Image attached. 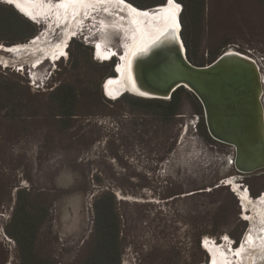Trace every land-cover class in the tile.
Listing matches in <instances>:
<instances>
[{
    "label": "rangeland",
    "instance_id": "rangeland-1",
    "mask_svg": "<svg viewBox=\"0 0 264 264\" xmlns=\"http://www.w3.org/2000/svg\"><path fill=\"white\" fill-rule=\"evenodd\" d=\"M174 1L187 59L206 66L229 49L249 57L261 74L264 109V0H182L187 9ZM113 13L123 14H82L57 61L35 65L38 55L31 51L0 49V264H18L5 230L19 189L48 207L37 252L55 264H78L90 253L93 202L102 194L114 197L121 220L120 264H210L205 241L231 256L228 264H238L232 250L248 233L253 241H246L241 264H264L257 207L264 209V201L256 203L264 200V170L236 172L233 148L209 136L200 102L186 92L177 114L165 117L162 108L123 98L129 94L106 97L105 81L117 76L123 53L122 33L101 29L100 20L111 21ZM36 21H29L35 38L0 45L29 44L44 35V46L55 45L69 25ZM100 41L116 57L98 59ZM61 86L75 96L70 119L59 116L64 110L52 95ZM233 185L248 192L250 202L244 205Z\"/></svg>",
    "mask_w": 264,
    "mask_h": 264
},
{
    "label": "bare ground",
    "instance_id": "bare-ground-1",
    "mask_svg": "<svg viewBox=\"0 0 264 264\" xmlns=\"http://www.w3.org/2000/svg\"><path fill=\"white\" fill-rule=\"evenodd\" d=\"M6 1L8 2L7 4L10 3L9 5L11 7H16L21 14L25 15L27 18L24 16L23 17L27 20L36 21L39 18L47 17L50 18L51 22L55 24H69L68 27L65 28L64 38L61 42L55 45L44 46L46 35L37 36V38L29 44H18L15 46L12 45L10 47H3L0 45V49L5 50L6 52H14L18 55L31 51V53L36 56L38 55L39 57L40 52L43 53L42 57H37L36 60H34L35 65L46 58H50L51 61H57L66 55L65 48L66 42L69 40L70 30H72L71 28L73 25L80 21L82 14L83 16H87L93 12H98L99 10H103L104 12L110 14H112L114 9H116V11H121L123 13L122 15H116L113 13V19L111 21L103 19L100 20L101 29L103 31L115 28L122 33L121 45L123 48V53L119 55L120 62L116 66L117 76L109 77L105 81L106 83L103 89L106 97L119 98L120 94L123 92L124 94H132V96L134 95L138 98H150L155 96L162 98L166 97V94L151 90L146 86V76L147 74H151L157 66L167 62V58L165 56L168 55L163 56L160 47L157 46H162L166 53H173L174 57L182 56L183 54V49L185 47L184 43L183 46L181 45L180 40H182V38L181 34L178 32L179 28H181L179 22L180 6L177 9L176 5L178 4H176L174 0L172 4H169L168 2L167 6L164 4L162 6H157L153 10L138 9L124 0H122V2H120V0H82V2L61 0L59 3H55L53 0ZM4 3L6 4V2ZM118 19H120L122 22L120 23ZM97 45H99V48ZM225 52L238 55L239 57H242L253 64L255 63L249 57L234 50L229 49ZM95 55L98 59L108 60L117 55V53L113 49H105L104 42L100 41L96 44ZM255 65L256 63L254 66ZM141 93H143V95H141ZM262 113L263 112H260L259 121L254 126V134L257 135L258 138H260L261 135V122L264 121ZM262 140H264V138ZM233 181L234 180L229 179L227 180V183L234 184ZM233 189L236 191L238 196L243 199L241 202H243L244 205L246 201L250 202L248 192L239 191L240 189H238L235 185H233ZM263 201L264 200L262 196L256 203L259 204ZM257 207L259 210L258 212L260 219L264 221V209L259 205ZM246 241L247 245H249V243L253 241V237L249 236ZM204 247L209 252L211 258L210 264L231 263L232 257L230 256L228 259L226 257V253L222 251L216 244L205 241ZM244 250L245 245L243 244L237 250H232L236 255L235 260L238 264H241L242 262L243 252H245Z\"/></svg>",
    "mask_w": 264,
    "mask_h": 264
},
{
    "label": "water",
    "instance_id": "water-1",
    "mask_svg": "<svg viewBox=\"0 0 264 264\" xmlns=\"http://www.w3.org/2000/svg\"><path fill=\"white\" fill-rule=\"evenodd\" d=\"M167 3L168 0H165L163 4L167 6ZM13 9L26 17L16 7ZM180 42L183 46L182 40ZM157 47H160L163 56L168 55L165 56L167 62L147 74L146 86L166 94V97L142 99L167 101L173 92L183 88L200 102L209 136L213 140L217 139L216 142L233 148L236 172L240 175H252L264 170V121L261 122L260 138L254 134L260 112H263L264 117L261 103L262 81L257 64L254 66L255 63L238 55L224 52L212 63L196 66L187 59L185 48L182 56L174 57L173 53H166L162 46ZM119 62L118 58L117 64ZM114 72L117 74L116 68ZM123 95L124 92L119 98Z\"/></svg>",
    "mask_w": 264,
    "mask_h": 264
},
{
    "label": "trees",
    "instance_id": "trees-1",
    "mask_svg": "<svg viewBox=\"0 0 264 264\" xmlns=\"http://www.w3.org/2000/svg\"><path fill=\"white\" fill-rule=\"evenodd\" d=\"M126 1L138 9L146 10L163 4L165 0ZM188 1L192 2L193 0ZM178 2L183 3L184 8L187 9V4L182 0H178ZM35 33L36 27L18 14L13 7L0 5V43L25 42L34 37ZM181 38L186 44L182 32ZM78 47L82 48V45L79 44ZM188 59L191 61L189 57ZM71 89L68 86H61L52 92V95L58 96L59 107L64 110L59 114L61 118L70 119L73 116L71 108L75 96L70 92ZM186 92L183 88H179L173 92L168 101L141 99L131 95H125L123 98L131 103L162 108L164 110L162 114L165 117H173L179 110L181 95ZM115 203L112 195L102 194L95 198L93 202L92 248L90 253L78 264H120L122 255V238L120 235L122 231L120 217L114 208ZM48 216L46 205L35 202L25 190H17L12 217L5 232L15 242L18 264H55L37 252L38 233L44 223L47 222Z\"/></svg>",
    "mask_w": 264,
    "mask_h": 264
},
{
    "label": "snow or ice",
    "instance_id": "snow-or-ice-1",
    "mask_svg": "<svg viewBox=\"0 0 264 264\" xmlns=\"http://www.w3.org/2000/svg\"><path fill=\"white\" fill-rule=\"evenodd\" d=\"M9 2H11V0H9ZM70 2H82V0H70ZM120 2H122V0H120ZM169 4L173 3V0H168ZM176 8L178 9L179 6L176 5ZM97 47L99 48V45H97ZM141 95H143V93H141Z\"/></svg>",
    "mask_w": 264,
    "mask_h": 264
},
{
    "label": "flooded vegetation",
    "instance_id": "flooded-vegetation-1",
    "mask_svg": "<svg viewBox=\"0 0 264 264\" xmlns=\"http://www.w3.org/2000/svg\"><path fill=\"white\" fill-rule=\"evenodd\" d=\"M40 19V18H39ZM38 21H43V20H38ZM44 22V21H43ZM112 59V58H111ZM110 59V60H111ZM97 60V59H96ZM102 62V61H101ZM262 196V195H261ZM251 198V197H250ZM253 200H257V199H253ZM245 213V212H244ZM249 234V233H248ZM248 234H247V236L243 239V241L241 242L243 245H246V240H247V238H248ZM241 246V245H240Z\"/></svg>",
    "mask_w": 264,
    "mask_h": 264
}]
</instances>
